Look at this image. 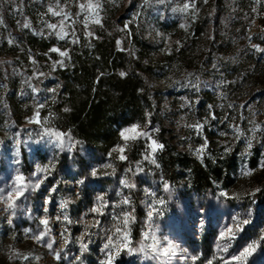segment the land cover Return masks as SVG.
<instances>
[{
  "label": "trees",
  "instance_id": "obj_1",
  "mask_svg": "<svg viewBox=\"0 0 264 264\" xmlns=\"http://www.w3.org/2000/svg\"><path fill=\"white\" fill-rule=\"evenodd\" d=\"M197 1V18L188 25L183 46L166 49L144 36L143 20L154 16L163 27L176 31L181 20L177 0H106L95 34L87 36L79 29L72 39H60L46 27L55 22L48 6L58 8L56 0H0V133L14 138L33 115L41 121L31 125L33 135L22 133L31 147L26 150L23 142L19 146L20 171L30 172L31 157H43L44 127L62 131L107 156L122 143L121 128L137 123L157 130L163 148L156 154L155 169L163 180L202 192L236 188L244 140L227 125L233 121L232 111L216 106L217 96L204 81L212 79L205 61L213 53L218 30L222 29V43L227 44L237 42L242 34L237 29L243 6L233 0ZM195 27L200 33L191 36ZM54 47L67 49V55L51 51ZM246 64L245 59L235 63V73ZM121 71L126 75L120 76ZM249 84L243 97L264 98V89L251 80ZM197 123L200 128L191 127ZM139 143H131L126 160L112 154L110 160L118 167L139 161ZM205 143L199 158L196 149ZM256 143L261 150L255 148L249 167L252 177L258 178L248 192L259 189L251 192L252 200L264 203V168L259 167L264 159L263 132ZM4 145L0 146V173L14 169ZM0 225V264H67L20 225H9L6 218Z\"/></svg>",
  "mask_w": 264,
  "mask_h": 264
},
{
  "label": "rangeland",
  "instance_id": "obj_2",
  "mask_svg": "<svg viewBox=\"0 0 264 264\" xmlns=\"http://www.w3.org/2000/svg\"><path fill=\"white\" fill-rule=\"evenodd\" d=\"M105 1L62 0L60 4L66 5L65 10L72 13L73 23L69 24L65 20V31L69 34L68 36H57L60 39L66 37L72 39L79 29L95 34L97 27L102 24ZM233 1L243 6L244 17L237 29L238 31L243 30L242 34L237 42L227 44L222 43V29L218 30L219 37L215 39L213 53L205 61L212 79L203 81L206 88L217 96L216 106H219L223 111H232L233 117L230 118L233 121L227 125L228 127L235 125L236 127L231 129L237 134H241L240 136L244 140L245 151L241 154L239 168L241 174L236 188L230 190L218 188L202 192L163 180L156 173L157 163L154 164L151 159L145 158L150 154L156 159V154L160 150L152 152L150 149L151 139L158 141L157 130L140 124H138L140 128L150 133L149 137L140 136L138 139L128 141L122 139V143L119 144L125 146L123 154L126 156L131 143L138 140L139 147H141V156L137 161L139 163L127 161L118 167L110 160L109 155L103 156L85 144L73 140L67 134H64V145L66 146L57 147V142L51 141L49 136L43 132L42 142H46L40 150L43 157H31L30 172L22 173L18 165L21 156L19 146L23 142V147L26 150L31 147V141L27 143L26 136L24 135V138L21 136L22 133L34 134L31 125L35 124V119H39V117L33 115L24 124V131L15 133L14 138L13 135L0 133V146L5 144L7 161L14 162L13 171L0 173V189H11L15 184L14 177L17 174H23L24 180L29 184L24 195L18 198L19 206L17 208L6 209L0 202V221L6 218L9 223L11 220L9 225H20L22 230L33 238L40 231H44L46 235L41 242H44L46 246L51 243L52 248H47L53 254L59 252V258H62L67 264H100V261L105 259L103 246L106 236L112 234L115 243H120V238L116 237L114 229L120 227L121 223L115 217L128 211L135 217V220L129 225L131 247H138L141 241L151 244L153 242L151 236L145 238L143 235L145 232H151L161 242H163V237H169L178 248L174 254H170L164 260L154 258V254L144 256L143 253H130L124 249L115 256L113 264H209V261L211 264H225V262L235 264V262L228 261V257L237 254L247 242L259 240L261 229H264V203L252 200L251 192L253 191L248 192V186L258 178V175L252 177L249 159L257 153L255 148H259L260 144L256 141L262 132L264 133L262 130L264 129V98L251 100L243 97L244 91L249 90L250 80L256 86L264 89V37L258 29L260 0ZM89 2L100 5L98 18L101 23L95 22L97 17L88 15L87 7L83 11L80 9V4L87 5ZM73 4H76L74 10L72 9ZM185 5L191 6L185 10ZM198 9L197 0H177L176 11L181 16L178 29L174 32L169 31L157 22L154 16H148L146 19L144 18L145 21L143 20L144 36L162 44L161 48H181L184 42L183 37L188 31V25L197 18ZM59 10L56 8V11ZM54 18L53 24H57L58 27L51 30L57 33L59 23L63 18L61 16H54ZM85 21L87 26H85ZM125 26H128V21H125ZM199 33L195 27L191 36H197ZM252 45H259V49L253 48ZM195 47L198 45L196 44ZM243 59L247 61L246 66L240 73H235L233 65ZM246 69L250 70L248 77H245L248 74ZM245 80H248L249 83ZM255 124H260L261 128L253 132ZM130 125L123 126L121 130L129 128ZM237 128L240 129L239 132ZM128 135L131 136L134 133L130 130ZM249 137H255L251 148H247ZM70 140L73 143L67 146ZM8 144L9 147H7ZM204 150L205 148L202 150V154ZM1 151L0 149V153ZM111 152L112 157L118 158L120 155L116 146ZM263 160V158L260 159V165ZM46 165L47 169H45ZM94 167L98 173L96 176L91 175V170ZM137 168L142 171L138 172ZM129 169L131 171H128ZM122 178L130 184H135V187L129 188L122 185L120 183ZM37 179H39V186L34 187ZM164 183H167L171 189V199L163 187ZM53 187L55 190L51 191ZM149 190L151 193H155V196L151 195ZM225 192L227 195H224ZM101 194H103V199L110 203L105 206L102 213H90L89 209L94 204L100 203L97 201V197ZM125 196L131 200L130 206L120 203ZM48 197L50 199H47ZM159 198L165 200L164 205L154 203ZM61 201H65L67 205L63 209L60 207ZM150 205L156 209V212H162V214L157 215L154 212L153 216L149 218L147 213L152 210ZM64 215H67L69 220H64ZM58 216L61 219L57 220ZM234 216H239L240 221H234L232 219ZM41 218H47V226L41 223ZM243 219L250 220V223L244 225L233 239L225 241L219 238L221 231H224L229 225L242 222ZM95 221L99 222L98 226L91 227L88 234L84 235L86 223ZM2 229L3 225H0V232ZM81 239L87 244L84 251H81L79 243ZM225 242L228 245V252L222 251ZM218 244L220 245L219 249L217 248ZM77 256L81 257L79 262L76 261ZM192 257H196V259ZM247 264H264V241H261L256 251L247 258Z\"/></svg>",
  "mask_w": 264,
  "mask_h": 264
},
{
  "label": "snow or ice",
  "instance_id": "obj_3",
  "mask_svg": "<svg viewBox=\"0 0 264 264\" xmlns=\"http://www.w3.org/2000/svg\"><path fill=\"white\" fill-rule=\"evenodd\" d=\"M191 5H185V10H187L188 7H190ZM56 7H58L60 10L56 11V8L53 7V5H49L48 6V12L52 13V15L54 16H61L63 19L60 21L59 23V31L56 33V35L58 36H68V32L65 31V27L66 25L64 24V21H68L69 24H72L73 21L71 20V15L72 13L70 11H66V5H61L60 4V0H56ZM80 9L83 11L85 9V7H87V9L89 10L88 15L89 16H94L97 17L95 22L96 23H101L100 19L98 18V9L100 8V5L98 3L93 4L91 2H89L87 5L85 4H80L79 5ZM0 23H2V21H0ZM85 26H87L86 21L84 22ZM28 22L25 21L24 27H28ZM47 28L49 29H57L58 25L57 24H52L49 23L46 25ZM126 27V26H125ZM74 31V29H73ZM85 35H94V33H90V32H85ZM79 37L76 38V41H78ZM73 41V42H76ZM9 43H12L11 40L8 41ZM120 41L117 40V45H119ZM253 48L255 49H259V45H252ZM51 51L57 52L59 53L61 56H66L67 55V49L61 50L58 47H54L51 49ZM58 63H60L61 66H63V62L62 61H58ZM120 76H124L126 75L125 72L121 71ZM191 75V74H190ZM221 83H223V81H221ZM199 84L200 81L197 78V83L194 87L197 88V91L199 90ZM33 91H36V89H33ZM52 91V90H50ZM221 95H223V93H221ZM37 107H40L39 105H37ZM211 107V106H210ZM229 107H231V105H229ZM38 115V114H36ZM210 115H214L213 113H210ZM47 119V118H45ZM35 122L37 124H40L41 121L40 119L36 118ZM191 127L194 128H200L201 125L199 123L191 125ZM230 128L232 127H236L235 125H229ZM261 125L260 124H255L252 131L255 132L256 129H260ZM132 131L134 133V135H128L129 131ZM264 130V129H262ZM237 131L239 132L240 129L237 128ZM43 132L49 136L51 141H56L57 142V147H65L66 145H64V140H65V135L62 131L59 130H54L50 127H44L43 128ZM120 135L122 137V139L124 141H128L130 139H138L140 136H144V137H149L150 133L148 131H146L143 128H140V126L136 123H133L129 126V128H124L121 130ZM38 139L41 138L39 136V134H37ZM239 138V137H236ZM255 139V137H249L248 138V142H247V148H251L252 147V143L253 140ZM73 143V141H69V145ZM206 143L205 144H201L198 149L196 150L198 157H202V150L205 148ZM119 149L120 155L118 156V159L120 160H125L126 156L123 154L125 151V146L124 145H117L116 146ZM163 148V145L160 144L156 139H151L150 142V149L152 152H155L158 149ZM246 148V150H247ZM225 151H228L227 148H225ZM109 155H111V153H109ZM146 159H151L152 163H156L155 159L152 157V155H147L145 157ZM139 163V162H137ZM47 165L45 166V169H47ZM260 167L264 168V163H262L260 165ZM38 170H39V166H38ZM128 171H131V169H129ZM137 171H142V169L137 168ZM33 175H35V173H33ZM91 175L92 176H96L98 175L97 173V169L94 167L91 170ZM14 181L15 184L11 189H0V202L3 203V205L5 206L6 209H15L19 206V200L18 198L22 197L25 193V189L29 186L28 182H26L24 180L23 174H17L14 177ZM120 183L122 185H124L125 187H129V188H134L135 184H130L127 182V180L125 179H121ZM39 186V179H37L36 184L34 185V187H38ZM164 189L168 192V197L169 199L172 198V193H171V189L169 187V185L167 183H164L163 185ZM55 187H53V189H51V191H54ZM253 191H259V189H253ZM149 193L153 196H155V193H151V190H149ZM224 195H227V193L225 192ZM47 199H50V197H48ZM46 199V202H47ZM97 201L100 203L94 204L93 207L91 209H89L90 213H95V214H99L102 213L104 211L105 206H107L110 202L107 200L103 199V194H101L100 196L97 197ZM121 204L123 205H131V200L129 199L128 196L123 197L122 201H120ZM155 204H159V205H164L165 204V200L163 198H159L158 200H155L154 202ZM66 202L65 201H61L60 202V207L63 209L65 208ZM150 207L152 208V210H150L147 215L149 218H151L153 216V213L156 212V209L150 205ZM30 211V209H29ZM46 211V209H45ZM15 214V213H13ZM157 215H161L162 212H156ZM57 220L61 219V217H56ZM64 220H69V217L67 215L63 216ZM116 220L120 221L121 226L120 227H116L114 229V233L116 235V237L120 238V243L117 244L114 241V237L112 234H108L106 236V242L103 246V250L105 252V259L100 261V264H113V260L115 258V256L119 255L121 250L126 249L128 252L130 253H143L144 256H150L154 254V258L160 259V260H164L166 259L170 254H174L177 251L178 246L176 245V243L170 239L169 237L165 236L163 237V242H161L160 239H158L153 233L151 232H145L143 235L145 236V238L151 236L152 239V243L151 244H147L144 241H141V243L139 244L138 247H131L130 246V228L129 225L131 224V222L133 220H135V217L128 211L122 212L121 216H117L115 217ZM234 221H240V217L239 216H234L232 218ZM70 222V221H69ZM9 223H11V220H9ZM41 223L44 224L45 226H47L48 224V220L47 218H41ZM250 223V220L248 219H243L242 222H237L234 225H229L224 231H221L219 233V238L222 240H231L235 237L236 233L238 231H241L243 229L244 225H247ZM99 222L95 221L93 222H87L86 223V227H85V234L87 235L89 232V229L93 226H98ZM46 235V233L44 231H40L38 233V235L34 236V239L36 240H40L42 241L44 236ZM264 241V229H261V236L259 240H251L249 242H247L240 250L237 254L235 255H230L228 257V261L230 262H235V264H247V258L249 256L252 255L253 252L256 251L257 247L259 246L260 242ZM67 243V241H65ZM80 245H81V251H84L87 247V244L84 242L83 239H81L79 241ZM48 248H52V244L48 243L47 244ZM217 248H220V245H217ZM222 251L224 252H228V245L225 242ZM54 255L57 256V258H59L60 253L59 252H54ZM22 259H26L27 256H22ZM193 259H196V257H192ZM81 260L80 256L76 257V261L79 262ZM209 264H211V261H209ZM225 264H227V262H225Z\"/></svg>",
  "mask_w": 264,
  "mask_h": 264
},
{
  "label": "built area",
  "instance_id": "obj_4",
  "mask_svg": "<svg viewBox=\"0 0 264 264\" xmlns=\"http://www.w3.org/2000/svg\"><path fill=\"white\" fill-rule=\"evenodd\" d=\"M258 29L264 37V0H260Z\"/></svg>",
  "mask_w": 264,
  "mask_h": 264
}]
</instances>
